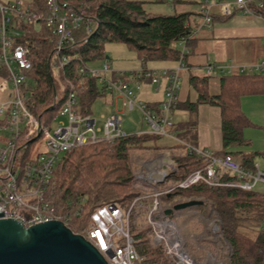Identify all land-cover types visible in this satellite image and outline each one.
Listing matches in <instances>:
<instances>
[{
  "label": "trees",
  "instance_id": "trees-1",
  "mask_svg": "<svg viewBox=\"0 0 264 264\" xmlns=\"http://www.w3.org/2000/svg\"><path fill=\"white\" fill-rule=\"evenodd\" d=\"M45 1L26 0L24 4L29 11L46 15ZM154 1L178 5L203 3L204 0ZM58 2L67 3L82 16L71 40L58 54L54 52L55 37L44 21L15 19L14 26L21 34L17 41L28 47L31 61V68L27 71L23 85L28 96L26 103L45 125L52 121L70 90L76 95L75 108L78 113H92L94 101L103 95L102 89H106L97 77L78 72V67H89L104 58L105 43H124L140 60L141 68H146L148 61L177 60L181 50L175 44L181 41L187 47L193 34L189 12H150L146 9L144 0ZM256 11L263 14L261 9L256 8ZM185 56L186 54L183 56L184 63ZM111 74L113 79L122 78L126 81L131 76L130 72L119 75L113 71ZM2 75H5L3 69ZM209 78L210 75L205 74L190 76L189 82L197 96L195 101H185L183 107L194 113L198 104L218 106L223 147L249 144L243 137V129L252 123L240 110V97L264 93V73L221 74L217 94L210 93ZM180 105L177 101L176 108ZM185 124L180 126L185 127ZM180 126L173 123L171 130L177 139L184 141L181 139L183 137H178L180 135L177 130ZM159 137L161 136L146 132L132 133L112 141L88 143L62 153L54 168V184L50 190L54 203L61 211L68 212L71 219L73 217V223L81 226L85 225L92 210L99 205L114 202L120 208L127 209L136 196L144 193L131 186L132 174L127 160L130 150L134 148H147L154 152L169 149L175 160V170L170 171L166 178V182L171 185H176L205 164L184 143L175 141L172 145L161 146L156 143ZM225 153L234 158V155L240 157L235 159L244 169L254 170L253 161L257 152L223 151L217 154ZM221 179L234 180L235 176L224 172ZM192 198L202 199L213 207L219 219L220 236L231 247L229 264H264V199L261 191L198 183L184 189L174 188L170 193L162 195V202L174 205ZM144 202L147 203L148 199H144ZM68 226L77 230L70 222ZM245 228L254 229L257 234L254 237L245 235L242 232ZM130 234L133 248L141 258L139 264H174L164 254L161 245L152 243L151 228L143 222L142 217L131 224Z\"/></svg>",
  "mask_w": 264,
  "mask_h": 264
},
{
  "label": "built area",
  "instance_id": "built-area-1",
  "mask_svg": "<svg viewBox=\"0 0 264 264\" xmlns=\"http://www.w3.org/2000/svg\"><path fill=\"white\" fill-rule=\"evenodd\" d=\"M257 1V5L254 0H234L222 5L226 12L238 9L252 14L256 12V8L263 7V1ZM45 5L46 15H41L29 11L22 0H0V68L5 72L3 80L0 81V93H7L6 99L0 100V129L5 128L7 131V137L0 143V217L13 218L25 227L52 219L61 220L68 226L71 216L57 207L50 191L54 184V168L62 153L88 143L112 141L127 135L120 128L121 117L117 112L103 116L101 127L96 125V119L91 114L78 113L75 108L76 95L72 90L66 94L52 119L54 126H51L52 121L49 125L42 124L27 105L28 96L23 85L27 71L31 68V61L28 47L17 41L21 34L14 28L15 19L44 21L55 37L56 54L71 40L73 31L82 19L81 14L71 9L67 3L46 0ZM210 8L211 4L207 2L201 10L198 28L211 23ZM180 50L181 54L173 67L162 70L140 67L130 71L138 87L144 80L160 87L159 77H165L163 99L157 108L138 100L128 81L122 78L113 79L111 76L106 78L105 72L113 73L108 63H104L101 69L83 65L78 67V72L97 77L113 98H120L122 108L130 111L134 108L140 110L149 126L146 133L172 137L184 143L190 152L205 161L201 168L192 171L176 185H171L166 182V178L169 172L175 169V160L170 151L165 149L154 157L158 164L152 163V167L141 168L134 173L135 187L144 193L136 196L127 209L120 208L114 202L99 205L92 210L84 227L73 230L83 235L108 264H139L141 258L133 248L130 226L140 217L151 228V241L161 245L164 254L174 264H195L193 256L179 235L173 213L165 214L169 207L163 204L162 195L170 193L174 188L184 189L198 183L243 190L255 189L257 183L264 185V171H260L257 165L254 164V170L244 169L229 153L218 155L208 149L189 145L174 136L171 127L178 101L179 73L185 67L183 56L187 52L186 46H182ZM62 59L65 60V57ZM216 70L223 74L262 72L264 59L260 63L237 69L230 64L207 63L203 73L211 75ZM117 73L123 75V72ZM60 116H65L66 121L58 118ZM30 147L36 151L29 152ZM224 172L231 173L235 179L223 181L221 178ZM143 183L148 187H144ZM262 197L264 199V189ZM144 199H148V202L145 203ZM214 229L221 239L219 220Z\"/></svg>",
  "mask_w": 264,
  "mask_h": 264
},
{
  "label": "crops",
  "instance_id": "crops-1",
  "mask_svg": "<svg viewBox=\"0 0 264 264\" xmlns=\"http://www.w3.org/2000/svg\"><path fill=\"white\" fill-rule=\"evenodd\" d=\"M233 1L234 0H204L203 3L192 2L178 4V12H189L191 14L189 22L193 28V34L186 47L185 67L181 69L179 73L181 76V88L178 90L177 100L181 105L175 108L178 112L175 113L174 110L173 121L179 126L186 123L185 127L180 126L177 130V133H179L178 135H180L178 137H183L181 138L184 140L183 142L194 147L208 149L216 154L223 151L231 153L257 152L258 154H256L253 164L257 165L260 171H264V93L246 94L240 97V110L252 123V125L243 129V137L249 144L242 146L223 147L220 128L221 116L218 106L198 104L194 113L183 107L185 101L196 100L197 95L189 82V78L192 74H204L203 69L205 64H230L234 69H237L241 66L249 67L253 64L260 63L264 59V0H262L263 7L261 9L263 14L257 11L248 14L238 9H232L226 12L222 4ZM207 2L211 4L210 14L212 21L208 26H201L198 28L199 21L201 20V9ZM254 4L257 5L258 1L254 0ZM175 45L178 48L185 46L181 41L177 42ZM125 50V53L130 57L128 58L130 64L125 65L123 63L126 59L119 61L121 58H117V62L113 59L112 71L130 72L141 67V62L136 57L135 53L133 56L131 51H127L126 47ZM108 60L112 63L111 59ZM151 65L170 68L176 65V60L166 61L164 63H151ZM145 66L148 68L147 63ZM256 73L263 74L264 71ZM221 74L223 73L216 70L210 75L208 83L210 93L217 94L219 92L218 78ZM0 76H3L1 68ZM110 76L112 77V74H110ZM128 83L129 86L132 83V87L135 89L140 88V86H137L132 76L128 77ZM157 88L156 86L154 87L155 90H157ZM102 93L104 96L105 91L103 89ZM109 96H111L112 99L110 93ZM158 100L159 99L150 96V98L148 97L144 102L156 108L160 102ZM109 102L111 103V100ZM153 105L156 106L154 107ZM188 123L192 124L189 125ZM234 156L236 159L240 158L236 155Z\"/></svg>",
  "mask_w": 264,
  "mask_h": 264
},
{
  "label": "rangeland",
  "instance_id": "rangeland-1",
  "mask_svg": "<svg viewBox=\"0 0 264 264\" xmlns=\"http://www.w3.org/2000/svg\"><path fill=\"white\" fill-rule=\"evenodd\" d=\"M2 2H6L7 0H1ZM13 1V0H9ZM25 3L26 0H22ZM146 1L145 7L150 12L156 13H173L177 11L178 5H172L170 2L163 1V2H155L154 0H144ZM175 8H174V7ZM178 12V11H177ZM38 27V25H36ZM125 47L127 51H131L132 55L134 56V52L127 48L124 43L119 42H107L104 44V58L97 60L96 62L89 65V67L101 69L104 63H108L110 69L113 70V59L117 62V58L119 61L122 59H126L123 63L125 65L130 64L128 61V54L125 53ZM108 59H111L109 62ZM114 61V62H115ZM167 60H152L147 62L148 68H159L160 70L164 69L161 66H152L151 63H164ZM110 71L105 72V77H110ZM3 76H0V81H2ZM180 78V86H181V76ZM166 79L164 76L159 77V84L160 87L157 90L154 89L155 86L148 81H142L140 83V88L135 89L132 86L130 87L133 89L134 94L136 95L138 100L144 101L148 97H154L161 101L163 99V88L165 86ZM179 86V88H181ZM101 87V86H100ZM109 90L105 91V95L98 97L92 107V117L96 119V125L101 127L103 125V116L107 117L111 112L118 113L121 117L120 121V128L123 129L127 134H132L136 132H145L149 130L148 124L145 122L143 115L140 110L134 108L133 110H127L126 108H122L121 106V99L120 98H113L109 96ZM7 93H0V100L6 99ZM145 98V99H144ZM178 98V97H177ZM111 100V103L109 102ZM112 100L116 101L115 103ZM106 101V102H104ZM178 110H175V113ZM61 118L66 121L65 116H60ZM54 122L52 121L51 126H54ZM7 137V131L5 128L0 129V143ZM176 139L168 136H161L157 139L156 143L161 146H169L175 143ZM42 143V142H41ZM159 151H152L147 148H134L131 149L128 155V165L131 169V186L134 189H138L135 187L134 182V173H136L139 169H145L152 167V163L158 164V160L154 158L160 152ZM36 150H32L30 147L29 152H35ZM154 167L155 164H154ZM175 170V169H174ZM170 173V172H169ZM169 175V174H168ZM144 187H148L147 184H144ZM256 190L262 191L264 189V185L262 183H257L255 186ZM198 199V198H192ZM203 202L202 205L193 206L186 209L178 210L173 212V218L175 220L177 230L179 235L181 236L183 242L185 243L186 249L188 252L193 256L195 264H229L230 254H231V247L230 245L222 239H219L216 229H214V225H218V217L213 210V207L210 206L208 203H205L202 199H198ZM56 201V200H55ZM166 206L171 208L173 205L169 203L163 202ZM88 223L86 221L85 225ZM71 226L77 227L80 229L85 225H77L75 222L73 223V217L70 221ZM81 226V227H80ZM242 232L245 235L250 237H254L257 232L254 229H242ZM153 243V242H152ZM154 244V243H153Z\"/></svg>",
  "mask_w": 264,
  "mask_h": 264
},
{
  "label": "water",
  "instance_id": "water-1",
  "mask_svg": "<svg viewBox=\"0 0 264 264\" xmlns=\"http://www.w3.org/2000/svg\"><path fill=\"white\" fill-rule=\"evenodd\" d=\"M198 199L178 202L173 211L202 205ZM0 264H108L102 254L63 221L52 219L27 227L0 217Z\"/></svg>",
  "mask_w": 264,
  "mask_h": 264
}]
</instances>
